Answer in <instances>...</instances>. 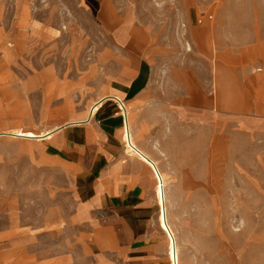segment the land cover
<instances>
[{
	"label": "rangeland",
	"instance_id": "rangeland-1",
	"mask_svg": "<svg viewBox=\"0 0 264 264\" xmlns=\"http://www.w3.org/2000/svg\"><path fill=\"white\" fill-rule=\"evenodd\" d=\"M130 13L133 42L117 43ZM261 43L264 0H95V27L77 0H0V131L80 118L108 64L147 58L135 137L161 171L179 264H264V57L249 48ZM243 44V59L222 56ZM75 215L64 166L0 133V264H118L93 254Z\"/></svg>",
	"mask_w": 264,
	"mask_h": 264
},
{
	"label": "crops",
	"instance_id": "crops-1",
	"mask_svg": "<svg viewBox=\"0 0 264 264\" xmlns=\"http://www.w3.org/2000/svg\"><path fill=\"white\" fill-rule=\"evenodd\" d=\"M77 2L89 12L91 25L95 27V0ZM102 20L108 27L115 24L105 14ZM186 24L190 27L191 21ZM135 25L130 13L113 30V40L133 42L131 27ZM261 45L249 47L252 58L264 57L259 51ZM244 47V44L235 45L234 52L225 47L221 54L243 59ZM150 68V61L145 57H131L126 64L118 59L108 64L104 72V93L93 101L98 104L95 110L88 114L87 109L84 116L53 127L47 138L37 139L43 145L45 156L59 161L70 177L76 201L75 217L85 229L83 234L93 254L95 249L115 250L118 264H169L166 234L158 222L155 195L158 176L151 164L127 151L123 140L128 124L136 146L147 153L135 137V123L146 119V110L137 113L134 109L147 87ZM227 70L240 79L248 67L240 64ZM258 121L264 125V114L259 115Z\"/></svg>",
	"mask_w": 264,
	"mask_h": 264
},
{
	"label": "bare ground",
	"instance_id": "bare-ground-1",
	"mask_svg": "<svg viewBox=\"0 0 264 264\" xmlns=\"http://www.w3.org/2000/svg\"><path fill=\"white\" fill-rule=\"evenodd\" d=\"M96 105L98 104H95V102H93L89 106L88 114L89 112L92 113L95 110ZM57 127L58 126H54L53 129ZM53 129H49L41 133H34L31 131H22L20 129L13 130V131H0V133H4V134L9 133L10 135H15L18 137L20 136V137H26L30 139H39L42 137L47 138L52 133ZM123 140L126 145L127 151H129V153H136L143 161H146L147 163H149V165L151 164L153 169L156 172V175L158 176V183H156L155 185V195H156L157 204L159 206L158 222L160 226L162 227V229L164 230V232L167 234L166 239H167V253L169 255V262H170L169 264H179L178 247H177L175 238L173 236V233L171 232L169 228V225H168L169 223L167 222V218H166L165 194L163 190L161 171L159 170L156 162L151 157H149L147 153L143 152L136 146L129 132L128 124L125 127Z\"/></svg>",
	"mask_w": 264,
	"mask_h": 264
}]
</instances>
